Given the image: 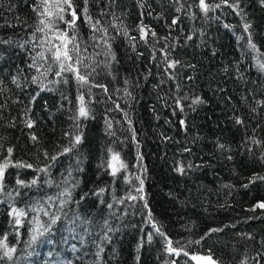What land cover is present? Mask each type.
<instances>
[{"label": "trees", "instance_id": "trees-1", "mask_svg": "<svg viewBox=\"0 0 264 264\" xmlns=\"http://www.w3.org/2000/svg\"><path fill=\"white\" fill-rule=\"evenodd\" d=\"M205 2L72 0L75 28L64 5L81 86L40 0H0V264H264V0Z\"/></svg>", "mask_w": 264, "mask_h": 264}, {"label": "snow or ice", "instance_id": "snow-or-ice-1", "mask_svg": "<svg viewBox=\"0 0 264 264\" xmlns=\"http://www.w3.org/2000/svg\"><path fill=\"white\" fill-rule=\"evenodd\" d=\"M85 3H87V0H85ZM223 3H227V0H223ZM64 5H67V9L71 10V19L64 21V15L63 13L66 11ZM201 10L205 13H207L210 9H214L215 7H219V4L216 5H209L205 2V0H200V3L198 5ZM231 6V5H229ZM39 8H41L42 10L39 12V15L42 17L39 21L40 25H43V27H38L37 31L40 32H44L46 29L50 32H52L55 41H58V43H53L52 41H48L50 44H52V47H50L48 49L49 52L52 53V57L53 59L58 63V68L59 71L57 72V75H61L65 72H70L73 74L74 79L76 80V82L78 84H80L81 86L87 85L89 84V80H88V76L81 74L80 69H79V65L82 63V58L79 55V50H80V46L79 43L77 42V38L75 36V34L69 36L68 31L65 30H61L58 29L54 26V20L52 18L64 21L65 24L68 25V27L70 28H75V24L77 19H79V17L77 16L75 10L72 7V0H40V4L38 5ZM85 17L87 19V22L89 23V25L93 28V30L96 31H101L104 32V34L106 35V32L103 28H97V24H99V21H97L96 23H92V19L91 17L87 16V8H84L83 10ZM175 22V21H174ZM249 26L245 25V29H247ZM142 32V38H146L147 37V32L144 31V29H141ZM153 36H155V32L152 33ZM71 46V47H70ZM251 47L255 48V45H251ZM54 49V50H53ZM73 53H76L75 58L73 57ZM42 58L44 57V53L41 52L39 54ZM175 62H171L169 64L170 67H174ZM85 67H88V65H85ZM262 68H264V65H261ZM67 81L65 80V83ZM103 87V86H101ZM106 90V89H105ZM78 101H79V108H78V116L76 117L77 119L83 117V118H88L89 116V111L86 108L85 105V98L84 96L81 94L78 97ZM199 102V101H197ZM239 122V121H238ZM29 127L32 126L31 122H29L28 124ZM110 126V125H109ZM33 140L36 139L35 136L32 137ZM74 142L75 143H79L80 142V137L76 136L74 138ZM9 153H11L12 149H8ZM71 151L70 147H66L63 149V153H67ZM61 153V154H63ZM45 155H47V153H45ZM53 160L56 159V157H52ZM8 162L5 161L4 164L0 165V188H2V181L4 178V172L8 167ZM21 166H25L28 168H31L32 165L28 164V165H17V167H21ZM112 168V175L115 176L117 174L118 171H120V169H123L126 167V165H124L120 160H119V155L118 154H113L112 156V162L109 165ZM179 171H183L182 168L178 169ZM41 171H47V169H41ZM18 183L23 184V181H17ZM32 184L36 183V180L34 179L33 181H31ZM142 183V181H141ZM70 195V193H69ZM129 199L135 200L136 197L135 196H130ZM261 208H264V204L258 205ZM109 207H111V205H109ZM13 212L17 215V216H22L24 215V212L21 211H17L15 209H13ZM44 214L47 216L48 212L45 211ZM60 219L59 216H53L50 220L51 224H56L57 221ZM20 221L17 220V223H19ZM43 227V225H38L37 227H35L33 229V236H32V241H36L38 236L43 235L44 232L49 231V228L44 227L43 228V232L40 231V228ZM157 231H159V229H157ZM161 235H163L161 233ZM168 252L169 253H176L179 254L177 252V250L173 247H171V241H168ZM0 248L5 249L4 251V256L11 258L12 253L15 251L14 248H9L7 243H5L4 241H0ZM185 255H187V253H185ZM193 259H198L197 257H193ZM208 264H215L214 261H211V259L209 258V262Z\"/></svg>", "mask_w": 264, "mask_h": 264}, {"label": "water", "instance_id": "water-1", "mask_svg": "<svg viewBox=\"0 0 264 264\" xmlns=\"http://www.w3.org/2000/svg\"><path fill=\"white\" fill-rule=\"evenodd\" d=\"M193 257L196 256L190 257V260L192 261L193 264H208L209 258L211 259V261H214L215 264H220L217 260H215L212 256L209 255L197 257L198 259H193Z\"/></svg>", "mask_w": 264, "mask_h": 264}, {"label": "bare ground", "instance_id": "bare-ground-1", "mask_svg": "<svg viewBox=\"0 0 264 264\" xmlns=\"http://www.w3.org/2000/svg\"><path fill=\"white\" fill-rule=\"evenodd\" d=\"M191 256H193V255H191ZM191 256H189V257H191Z\"/></svg>", "mask_w": 264, "mask_h": 264}]
</instances>
